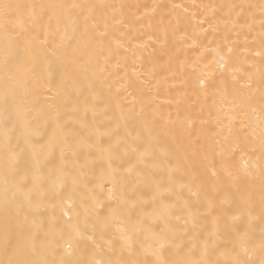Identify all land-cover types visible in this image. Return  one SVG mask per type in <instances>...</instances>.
I'll return each mask as SVG.
<instances>
[{
  "label": "bare ground",
  "instance_id": "obj_1",
  "mask_svg": "<svg viewBox=\"0 0 264 264\" xmlns=\"http://www.w3.org/2000/svg\"><path fill=\"white\" fill-rule=\"evenodd\" d=\"M19 2L84 6L83 15L81 9L71 10L80 28L77 36L81 37V49H87L85 60L76 64L91 63L87 65V78H81L75 86L60 87L65 74L57 65L50 69L40 50L42 42L55 50L65 30L67 35L72 34V21L65 19L58 24L53 15L51 20L45 16L28 22L36 42L31 52L22 53V60L29 67L28 62L34 60L39 68L28 73V94L21 91L16 98V103L30 112L29 123L25 126L17 122L11 137L21 171L30 168L34 159L40 161L44 187L51 194L43 201L39 219L46 227L49 221L55 223L48 242L53 249L61 250L56 254H62L69 243L75 244L67 225H83L84 207L101 216L115 211L119 217L120 222L106 234L101 237L98 233L93 238L105 258L109 244L118 252L124 243L118 229L128 233L139 251L147 239L144 229L163 226V221L154 219V213L164 204L171 206L168 221L183 243L189 248L196 246L193 259L201 258L207 244L210 264H235L236 259L241 264H261L264 190L259 174L250 168L254 179L242 175L234 180L221 168L242 171L244 161L250 163L260 154L264 0ZM84 16L89 17L88 33H84ZM90 36L104 38L90 40ZM82 70L78 67L77 75ZM2 77L0 70V82ZM57 110L63 117L60 128L49 118ZM73 112L76 114H67ZM28 128L37 133L30 138L38 152L36 157L33 147L25 143ZM50 136L59 140L68 137L51 155L47 148L39 151ZM244 137L248 141L243 159L237 151L235 160L222 161L219 156H210L205 148L218 142L228 155L237 143L245 147ZM85 139L93 147L77 148ZM253 145L257 147L255 154L250 151ZM61 149L65 171L79 179L75 187L71 180L62 187L54 184L62 163ZM109 153L114 160L112 169L107 163ZM130 166L132 171L128 172ZM82 200L88 203L82 206ZM154 230L158 232L159 228ZM40 238H44L43 232ZM15 243L14 232L9 233L8 240L5 238L0 211V260L12 259ZM92 251L89 242L86 251L85 245L80 246L77 256L87 258Z\"/></svg>",
  "mask_w": 264,
  "mask_h": 264
},
{
  "label": "snow or ice",
  "instance_id": "obj_2",
  "mask_svg": "<svg viewBox=\"0 0 264 264\" xmlns=\"http://www.w3.org/2000/svg\"><path fill=\"white\" fill-rule=\"evenodd\" d=\"M83 7L81 5L21 3L19 0H16V2H13V0H0V70L3 71L2 82H0V117H2L0 119V137H2V144H0V161H2V164H0V211L3 214L6 240H8L10 232L16 234V243L11 249L12 259L7 262L0 260V264H210L206 258L207 244L204 246L200 259L192 258L197 253L196 246L193 245L189 248L183 243L180 233L168 221L169 208L171 206L164 204H161L160 208L156 209L154 213V219L163 221V226L155 224L144 229L147 233V239L145 244L140 245L139 251H136L134 245L130 242L128 233L124 229H118L120 238L124 243L121 244L118 252L112 244H109V252L107 258H105V253L93 238L98 233L102 237L113 224L119 223L120 220L115 211L109 215L101 216L94 214L92 209L88 207L83 209L85 216L83 225L80 222L67 225L70 232L74 234L75 244L69 243L62 250V254L57 255L56 253L61 250L59 248L53 249L48 242V237L54 234L55 223L54 221H49L46 227L45 221L39 219L42 215L41 209L44 207L43 201L48 199L51 194L50 189L44 187L45 181L40 174V161L34 159L30 168L21 171L19 153L11 144L12 133L17 122H23L27 126L29 123L27 117L30 115L28 110L22 109L16 103V98L21 94V91H23L24 95L28 94V73L35 72L39 68V65L34 60L28 62L30 67L26 66V63L22 60V53L31 52L36 42V38L30 34L28 22L42 20L45 16H48L49 20H51L53 15L56 16L58 24L65 19L72 21V34L67 35V30H65V35L61 37V43L56 45L55 50L49 48L46 42L40 44V50L43 52L44 59L49 62L50 69L53 65H57L60 71L65 74L62 75L60 87L67 88L70 84L75 86L81 78H87V65H90L91 61H85V64L81 66L76 64L78 60H85L87 49H81L79 43L81 37L77 36L80 28L71 15V10L75 9H81V15H83ZM88 19V16H84V33L89 32ZM103 38V36H90L89 39L102 41ZM73 42H76V47L74 48L72 47ZM69 48H72L71 53L68 52ZM57 52L61 54L58 56ZM102 52L103 49H101L100 54ZM78 67L83 69L79 75H77ZM260 71L261 82L264 83V70ZM249 80H251V76H249ZM261 99H264V95L261 96ZM243 110L242 107L241 111ZM67 114L71 116L76 113ZM49 118L57 128L62 127L60 121L63 117L59 110ZM260 127L259 156L255 160H251L250 163L249 161H244L242 171L235 170L233 172L227 166H222L221 171L231 176L234 180L239 179L242 175L254 179L253 172L249 171L252 168L259 174L261 187L264 190V119L260 121ZM245 130L242 128V131ZM36 134L30 128L25 132V143L29 147H33L30 144V138ZM102 135L109 134L103 133ZM67 139V136L64 137V140L50 136L46 143L40 145L39 151L43 152L47 148L49 155H51L52 150L65 143ZM225 140H227V137H225ZM243 140L245 147L242 148L237 143L229 149L230 154L228 155L221 150L222 146H219L218 142L206 144L205 148L210 156H219L222 161L225 159L235 160L237 151L241 152V159H243V152L247 148L248 137H244ZM68 147L71 150V146ZM92 147L93 145L88 143L87 139L81 140L77 145V148L90 149ZM103 151L108 152V149ZM250 151L255 154L257 151L256 145H253ZM72 154L75 155L76 153L73 152ZM37 155L38 152L33 147V157ZM141 156H143V153H141ZM61 157L62 163L56 170L59 175L54 184L62 187L68 180H71L73 186H77L79 179L72 176L70 172L65 171V164L63 163L64 149H61ZM107 163L108 168L112 169L114 160L110 153ZM127 171H132L131 166ZM113 173L115 174V170H113ZM55 194L58 195L59 193ZM110 199H112L111 195ZM87 203V200L81 201L82 206ZM64 214L68 215L67 212ZM76 215L79 216V213H76ZM155 228H159V231H155ZM41 232L44 233L42 240L40 238ZM178 239L181 240L180 243L176 242ZM148 240L151 243H148ZM89 242L93 248L92 255L87 258L77 256L80 246L85 245L86 251ZM216 264H221V262L217 261ZM224 264H232V262L224 261ZM235 264H241L239 259L235 260ZM261 264H264V260H261Z\"/></svg>",
  "mask_w": 264,
  "mask_h": 264
}]
</instances>
